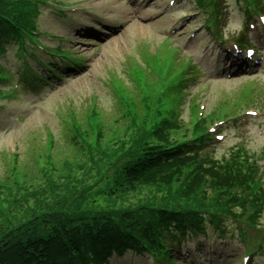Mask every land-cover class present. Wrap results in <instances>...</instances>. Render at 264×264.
<instances>
[{
    "label": "trees",
    "instance_id": "1",
    "mask_svg": "<svg viewBox=\"0 0 264 264\" xmlns=\"http://www.w3.org/2000/svg\"><path fill=\"white\" fill-rule=\"evenodd\" d=\"M238 1L248 15L264 5ZM39 2L0 0V52L3 38L15 43L31 36L42 13ZM195 2L210 14L207 25L215 30L219 0ZM3 77L0 70V81ZM142 94L128 102L124 131L98 130L94 138L73 130V140L79 139L74 145L84 148L88 165L80 158L72 165L67 161L66 175L56 183L57 169L41 168L0 185V264H108L130 251L173 264L170 240L204 235L209 225L224 234L227 223L238 225L251 246L264 242L258 162L242 147L221 157L204 151L213 142L210 123L232 115L230 107H218L209 122L198 120L194 109L187 125L176 111L179 105L168 99L171 90L158 93V101ZM255 98L248 89L245 106ZM40 173L45 185L38 183Z\"/></svg>",
    "mask_w": 264,
    "mask_h": 264
},
{
    "label": "rangeland",
    "instance_id": "2",
    "mask_svg": "<svg viewBox=\"0 0 264 264\" xmlns=\"http://www.w3.org/2000/svg\"><path fill=\"white\" fill-rule=\"evenodd\" d=\"M55 1H64L67 5L76 3L77 12L60 16L56 12L59 4ZM171 1L175 4L171 5ZM191 2L54 0L47 7H42L37 19L40 31L53 39L63 38L64 47L83 61L78 72L64 75L59 81L43 87L42 92L33 95L24 92L25 88H19L21 92L17 91V95L11 98L5 97L0 103V185H11L7 179L13 180L15 174L29 173L31 176L40 171L38 155H45L49 133L55 138L53 151L57 172L54 173V183L66 175L67 161L72 165L75 158H80L88 165L84 148L74 145L79 139L74 141L70 133L72 115L85 127L88 109L95 101L98 116L105 124V132L111 135L113 131H123L127 127L126 121L121 119L123 107L114 94L111 76L119 80V94L127 100L136 98L139 101L138 94L145 93L148 87H153L157 93L173 91L177 83L168 76L167 71L173 66L168 54L174 55L179 52L178 49L201 69V73L195 76L198 79L182 93L179 101L182 118L189 125L193 119L192 107L196 105H199L204 117L212 114L213 108L218 105L230 107L231 114L242 113L243 118L223 128L220 144L207 150L215 149L216 157H221L231 147L243 145L250 153L262 155L261 167L264 171V101L255 111L256 115L250 116L248 114L256 109L245 107L244 99L250 82L256 80L264 84V63L261 67L248 70L241 66L240 61L237 64L241 74L229 79L225 73H234L238 69L231 67L234 62L227 58L224 42L212 40L204 31L205 15ZM222 6L228 19L224 27L220 26L221 35L229 40L240 38L251 21L235 0H224ZM93 33L95 35L91 38ZM251 36L245 42L253 43L256 58L264 60V29L258 25L256 30L251 29ZM258 38H261L260 42L255 41ZM66 39H70L69 43ZM41 40L52 49L58 45L56 41L51 42L44 37ZM3 43L7 51L0 55V62L14 76L20 66L18 45L7 42L6 38H3ZM179 68H175L174 73L179 74ZM35 70L40 71L37 67ZM15 81L16 77L4 86V90L12 91ZM16 155L18 161L15 164L13 158ZM13 168L16 172L12 173ZM110 173L113 174V171ZM38 183H46L42 173ZM102 187L106 188V184ZM48 199L51 200V196L43 200ZM33 203L34 200L29 201L23 208L31 207ZM185 252L188 264H243V258L249 254L238 227L232 225H228L225 237L211 232L207 239L190 240L186 243ZM110 264L153 262L147 256L128 253L125 257L113 258ZM248 264H264V254H254Z\"/></svg>",
    "mask_w": 264,
    "mask_h": 264
},
{
    "label": "snow or ice",
    "instance_id": "3",
    "mask_svg": "<svg viewBox=\"0 0 264 264\" xmlns=\"http://www.w3.org/2000/svg\"><path fill=\"white\" fill-rule=\"evenodd\" d=\"M248 55H249V56H251V55H252V53H248Z\"/></svg>",
    "mask_w": 264,
    "mask_h": 264
}]
</instances>
